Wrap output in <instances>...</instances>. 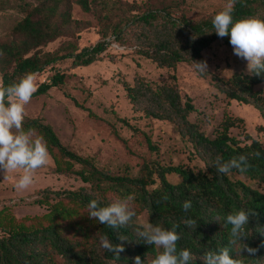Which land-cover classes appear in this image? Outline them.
Returning <instances> with one entry per match:
<instances>
[{
	"label": "trees",
	"instance_id": "trees-1",
	"mask_svg": "<svg viewBox=\"0 0 264 264\" xmlns=\"http://www.w3.org/2000/svg\"><path fill=\"white\" fill-rule=\"evenodd\" d=\"M59 1L15 2L22 15L11 26L13 37L0 40L3 53L0 82L5 85L18 82L26 74L53 67L63 58H71L70 67L89 64L100 58L113 41L167 68H175L180 61H203L202 50L216 39L230 44V37L220 38L213 32L212 19L219 12L192 17L169 4L142 6L135 0H112L109 6L105 2L101 15L97 8L102 0H75L84 11L96 16L100 38L81 47L74 44L60 53L44 50L42 46L60 35L67 22L58 23L55 17L60 14L64 20L69 18L68 4L58 11ZM232 14L234 21L251 17L264 19V0H236ZM107 54L112 56L110 52ZM208 73L224 98L251 104L264 117V90L255 88L264 81V75H250L247 70H235L226 77ZM67 75L65 70L54 68L47 79L38 83L34 95L62 85ZM124 88L134 111L173 122L178 132L191 142L193 153L203 165L193 168L143 160L136 173L112 172L63 142L53 125L42 116H27L25 130L31 129L34 139L42 138L47 143L54 170L74 173L85 183L77 187H38L33 202L46 207L40 214L16 217L3 205L0 208V264H135L136 256L144 264H151L159 250L142 241L136 242V229L146 225L138 219L141 211L146 214L147 224L167 229L178 225L181 235L178 249L187 248L192 252L195 259L189 264H204L201 257L207 251L228 246L231 225L223 227L221 223L228 214L241 209L256 213L250 216L249 237L244 243L259 250L255 256L245 251L239 258L244 264H264V192L232 177L238 173L264 181L261 141L250 136H246L249 139L246 141L231 134L230 127L236 126L239 119L231 115H224L218 126L206 132L199 118L191 117L199 111L192 96L182 92L176 81L150 80L137 73L131 82H124ZM120 119L136 129L125 117ZM145 139L151 143L146 134ZM240 155L248 156L251 165L245 173L232 169L227 175L219 174L212 166L211 162L218 156L227 162ZM171 172L179 174V179H168L167 173ZM165 195L166 202L162 199ZM127 197L132 198L130 203L136 215L118 233L88 216L92 199H99L102 206H107ZM185 201L192 202L188 212L183 209ZM217 216L222 218L221 223L215 220ZM188 219L197 222L196 229L186 227L184 222ZM118 234L130 240L121 241ZM103 236H108L114 244H124L125 251L118 260L113 259L114 253L100 247ZM230 254L236 258L233 249Z\"/></svg>",
	"mask_w": 264,
	"mask_h": 264
},
{
	"label": "rangeland",
	"instance_id": "rangeland-1",
	"mask_svg": "<svg viewBox=\"0 0 264 264\" xmlns=\"http://www.w3.org/2000/svg\"><path fill=\"white\" fill-rule=\"evenodd\" d=\"M16 1L0 0V40L13 37L11 26L22 15V11L14 6ZM135 1L142 6L169 4L174 10L184 11L192 17L220 12L228 3V0ZM105 2L109 6L112 0H102L97 8L101 15L104 14ZM66 3L69 18L64 20L60 14L55 17L58 23L67 22L60 35L42 46L44 50H59L60 53L74 44L81 47L93 44L100 38L93 12L84 11L75 0H60L58 11L63 10ZM202 54L208 72L222 77L235 70H247L248 62L234 55L232 45L220 39L211 42L202 50ZM70 63L71 58H63L53 67L47 66L34 73L37 83L47 79L54 68L65 70L68 75L62 85L52 86L47 92L34 95L26 106L27 116H42L53 125L63 142L75 151L92 157L97 165L112 172L136 173L143 160L183 164L193 168L203 165L193 153L191 142L178 132L173 122L144 116L132 109L124 82H131L137 73L150 80L176 81L182 92L192 96L199 111L191 117L199 118L200 126L206 132L210 133L218 126L224 115L236 116L239 118L236 120L237 125L230 127V133L246 141H249L246 136L256 138L264 146V117L259 110L251 104L224 98L213 86L209 73L200 75L193 62L180 61L175 68L160 67L151 59L113 41L103 55L91 63L76 67H70ZM255 88L264 90V81L256 84ZM120 117H125L136 129L128 126ZM18 175L13 174L4 181L0 175V208L7 205L16 217L40 214L46 210L45 205L33 202L40 186L77 187L85 183L74 173L56 172L52 156L49 165L37 171V182L29 191H15L13 185ZM167 177L176 181L179 174L171 172L167 173ZM232 177L240 178L264 192V181L238 173L232 174ZM138 219L147 224L144 211L138 213Z\"/></svg>",
	"mask_w": 264,
	"mask_h": 264
},
{
	"label": "clouds",
	"instance_id": "clouds-1",
	"mask_svg": "<svg viewBox=\"0 0 264 264\" xmlns=\"http://www.w3.org/2000/svg\"><path fill=\"white\" fill-rule=\"evenodd\" d=\"M236 0H228L225 9L217 13L212 19V26L218 37H230L234 55L246 60L247 71L250 75H264V19L255 17L234 21L233 8ZM211 33V32H210ZM0 55H3L0 51ZM196 70L201 74L208 73L206 61L194 62ZM38 91V83L33 73H28L18 82L5 85L0 82V175L3 181L13 174L19 173L13 187L17 193L29 191L37 182L36 173L50 163V152L47 143L42 138H33L31 129L25 130L24 121L28 113L26 106ZM259 156V152L256 153ZM219 174H229L232 169L245 173L250 167L246 155L234 157L224 162L218 156L211 162ZM131 197L102 206L99 199H92L88 204V216L98 223L107 226L117 233L127 227L136 215L131 206ZM165 202L168 196L162 198ZM192 208L191 201L183 203V209L188 212ZM253 210L232 212L224 218L215 217L223 227L231 225L228 237V246L219 251H207L201 259L204 264H244L239 257L243 252L255 256L258 248L250 247L244 241L249 237L248 225L250 216L255 215ZM186 227H197V222L188 219ZM178 225L167 229L161 226L146 224L136 229V242L153 245L158 253L151 264H189L194 260L192 252L187 249H178L177 243L181 235L177 231ZM121 241L130 239L124 235H117ZM100 247L106 252L114 253V260L120 258V253L125 251L124 244H114L108 236L100 239ZM230 249L236 253V258L230 254ZM135 264H144L140 256L135 257Z\"/></svg>",
	"mask_w": 264,
	"mask_h": 264
}]
</instances>
